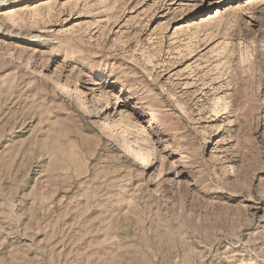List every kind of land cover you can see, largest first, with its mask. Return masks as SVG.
I'll return each instance as SVG.
<instances>
[{
	"label": "rangeland",
	"instance_id": "obj_1",
	"mask_svg": "<svg viewBox=\"0 0 264 264\" xmlns=\"http://www.w3.org/2000/svg\"><path fill=\"white\" fill-rule=\"evenodd\" d=\"M0 264H264V0H0Z\"/></svg>",
	"mask_w": 264,
	"mask_h": 264
}]
</instances>
